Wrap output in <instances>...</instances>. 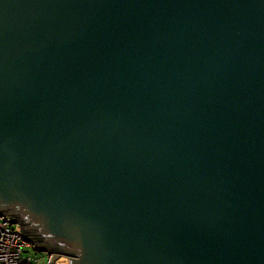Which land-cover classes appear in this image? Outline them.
I'll return each instance as SVG.
<instances>
[{
	"label": "water",
	"instance_id": "95a60500",
	"mask_svg": "<svg viewBox=\"0 0 264 264\" xmlns=\"http://www.w3.org/2000/svg\"><path fill=\"white\" fill-rule=\"evenodd\" d=\"M0 216L51 264H264V0H0Z\"/></svg>",
	"mask_w": 264,
	"mask_h": 264
},
{
	"label": "built area",
	"instance_id": "2783aa9c",
	"mask_svg": "<svg viewBox=\"0 0 264 264\" xmlns=\"http://www.w3.org/2000/svg\"><path fill=\"white\" fill-rule=\"evenodd\" d=\"M9 216H0V264H51L53 254L41 252ZM59 264V261L56 262Z\"/></svg>",
	"mask_w": 264,
	"mask_h": 264
}]
</instances>
